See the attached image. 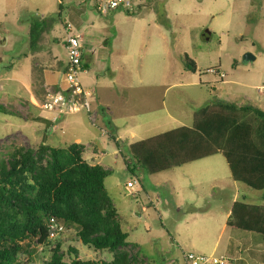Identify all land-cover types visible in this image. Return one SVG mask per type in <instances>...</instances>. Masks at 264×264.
<instances>
[{
  "label": "rangeland",
  "instance_id": "1",
  "mask_svg": "<svg viewBox=\"0 0 264 264\" xmlns=\"http://www.w3.org/2000/svg\"><path fill=\"white\" fill-rule=\"evenodd\" d=\"M32 23L36 25L32 41L38 37L37 44H31L29 33L23 31L24 28L29 29ZM65 24L72 28V25H84L85 39L93 44L103 40L113 63L128 64L123 66L122 73L125 74V85L129 88H120L124 96L121 98L115 96L114 91L117 90L112 89L113 96H107L108 102H115L123 110L134 113L133 109L149 93L153 97H163L171 114L183 113L178 121L159 120L152 124L151 119H145L151 122H143L141 126L134 128L133 135L128 132L122 135L120 151L116 154L112 151L115 145L111 138L100 133L102 129H99L96 121L91 124L87 119L93 127L90 130L95 138L91 142L82 139L81 144H89V147L83 148L81 157L89 160L88 156L93 148L99 157L105 155L101 162L109 168L110 173L104 178V188L117 212L121 228L127 233L125 241L126 246L130 247L128 252L135 255L138 264H183V255L188 252H183L187 250V233L192 228L202 248L209 242L216 241L214 254H224L221 253V248L230 230H220V224L225 210L224 202L228 201L226 197L231 189V186L225 184L230 185L231 178H221L222 173L228 175L223 157L215 153L186 162L185 166L182 164L181 167L147 174L130 158L127 145L128 142L180 126L181 119L189 124L191 114L214 99L258 107L264 105V0H138L133 10L117 8L106 14L98 13L88 0H0V37L6 38L3 43L5 46L0 47L3 51L0 55V73L5 70L6 62H12L20 53L23 54V57L20 55L23 69H29L30 62L33 61L42 65L48 55L49 36L58 37L62 30L64 33ZM39 29L41 30L38 32ZM50 44L56 49V54H60V58L64 56L56 41ZM161 45H164L165 50H159ZM182 52L195 61L197 68L194 71L182 68ZM245 53L252 58L245 59ZM89 57L90 54L83 53L78 79L80 73L82 74L83 60ZM159 60L162 64L164 60L168 69L165 73L171 70L168 82L172 85L164 94L163 87L152 82L144 83L147 76L156 82V73H160ZM111 61L108 63H112ZM132 64L142 74L143 83L138 86L130 78ZM87 65L89 68L83 76L94 73L92 80L94 77L99 79L94 84L96 90L97 87L113 85L108 80L110 67L106 69L103 60ZM209 67L217 68L224 77L218 79L214 74L206 72ZM193 79L194 85L178 84ZM81 80L84 81V78ZM94 103L95 101H90L91 110ZM157 104L160 106L161 103ZM1 108L0 117H8L10 126L19 128L21 120L7 110L8 114H4ZM123 122V119L119 120V128L120 125L121 128H130L132 123ZM63 124L67 126V123ZM5 126L0 122V159L5 160L17 145L36 146L34 141L23 139L13 128L2 132ZM77 129L79 130L78 127L74 128L75 131ZM10 132L12 135H8ZM70 142L68 133L59 131L44 139V143L56 147H63ZM126 163L132 171L126 169ZM188 165L196 168L183 172ZM186 173L190 174L189 179ZM208 176L217 177V181L222 182V190L214 188L212 194ZM127 180L133 181L131 187L125 185ZM238 187L249 193L250 198L245 200L250 203L261 202L258 191L241 184ZM192 203L195 209H192ZM204 216H209V219L200 221V217ZM64 227V232L50 239L49 245L36 244L34 238H25L18 242L19 251L16 257L19 263L42 264L48 259L49 249L56 242L65 260L68 259V246L75 248L78 257L83 260L110 259V253L106 250H95L83 245L76 235L74 225L64 224ZM202 232L203 235L199 234ZM254 234L262 243L259 235ZM174 237L181 244L179 248L174 244Z\"/></svg>",
  "mask_w": 264,
  "mask_h": 264
},
{
  "label": "trees",
  "instance_id": "2",
  "mask_svg": "<svg viewBox=\"0 0 264 264\" xmlns=\"http://www.w3.org/2000/svg\"><path fill=\"white\" fill-rule=\"evenodd\" d=\"M35 28L32 23L28 29L30 42ZM180 59L184 69L195 70L185 53ZM66 64L65 56L63 71ZM81 148L78 143L17 145L0 159V264H20L18 242L25 238L49 245L52 220L74 225L83 245L106 250L110 259L83 260L68 246L65 260L56 242L42 264H138L125 248L127 233L104 188L110 170L83 159ZM127 149L147 174L219 153L232 180L264 191V110L250 104L214 99L193 112L189 126L135 140ZM226 225L254 232L264 244V204L234 201Z\"/></svg>",
  "mask_w": 264,
  "mask_h": 264
},
{
  "label": "crops",
  "instance_id": "3",
  "mask_svg": "<svg viewBox=\"0 0 264 264\" xmlns=\"http://www.w3.org/2000/svg\"><path fill=\"white\" fill-rule=\"evenodd\" d=\"M69 26V29H71V32H78L80 35V45H81V52H80V60L82 61L83 53L86 52L87 54H90V57L85 60H83V70L82 74L80 73V79L83 77L84 81H80V84L82 87H85L87 89H90L91 97H92V103L95 101L94 106L92 104V109L95 111L96 115V125H98L102 129L103 133H105L108 137L111 138L113 143L116 142L118 144L115 145V148L112 149L113 154L117 151H120L119 149V142L122 140V135L126 132L133 135L135 133L136 127H139L143 124V122H151L152 124H155L156 121L163 120V122L173 119L178 121V118L180 116H183V113H176V115L171 114V112L167 109L164 103V98L155 96L151 94L145 95L141 101H139V104L137 105V108L133 109V112L127 111L126 109L123 110V108H120L116 105L115 102H108L109 99L107 96L111 95L113 96V90L115 96L118 98L124 97L123 91L120 90V88L128 89V85H125L126 82L124 80V63H113L111 61L110 57V51H108V48L106 45H104L103 40L98 41L97 44H93L92 42L88 41L83 36V31L85 30L84 25H72ZM41 29L38 30V32ZM23 31L28 32V28H24ZM63 30L60 32L58 37L55 36H49V40L47 41V51L48 55L45 60V62L42 65H39L37 62H30V68L23 69L22 64H20L21 56L23 57V54H19L18 58H15L12 60V62H6L5 64V70L0 73V81H3V84H0V107L1 110L4 112V114H8V112H12L15 116H17L21 120V125L19 128H13L10 126V119L8 117H0V122H2L4 125H6L2 132H7L8 130L16 131L18 135L23 137V139L32 140L35 142V145L38 143H44V139L46 136L53 134L56 131H59L60 133L67 132L70 136L71 142L70 143H78L81 145V155L83 153V148H88L89 144H85L84 146L81 144L82 139L83 141H89L91 142L92 138H95L92 134V131L90 130L93 128L90 126L87 116L84 112H76V113H69V114H56L53 111H47L40 109L39 104L40 102L45 98L46 92L49 89L52 90H58L62 87V73L65 66V51L63 49L62 40H63ZM10 38V35H9ZM38 37H35V40L32 41L33 43L37 44ZM16 40V39H14ZM6 42L5 37H0V47H4ZM62 49V54L64 53L63 57H59L60 54H56V49L54 46H51V42L55 43ZM59 41V42H58ZM31 42V44H32ZM29 45V43H28ZM55 45V44H54ZM35 49V47H34ZM49 49V50H48ZM159 50H165L164 45H161L159 47ZM2 50H0V55H2ZM184 53V52H182ZM21 55V56H20ZM121 57V55H120ZM48 58L50 61H48ZM103 60L105 62V67L108 69L110 67V79L109 82L110 86H101L97 87L94 86V84L99 82V79L97 77H93L94 73H86V75L83 76V73L89 68L87 65L94 64L96 61ZM125 60V59H124ZM112 63H108V62ZM159 60V70L160 73H156L155 81L153 82L150 80L147 76L144 83L152 82L154 85H157L159 87H163V94L164 92L172 85L168 82L169 79V73H171V70L169 73L168 69L164 63ZM195 65V69L197 68L195 61H193ZM1 64V63H0ZM107 64V65H106ZM170 67V64H168ZM137 66L132 64L131 66V73L130 78H133V82L135 86H138L139 83H143L142 80V74L138 73V70H136ZM12 68V69H11ZM183 68V66H182ZM134 72V73H133ZM151 76V75H150ZM129 78V79H130ZM150 83V84H152ZM179 85H187V84H195V80H191L189 82H178ZM252 85V84H251ZM257 86V85H256ZM260 86V85H259ZM113 89V90H112ZM131 89V88H130ZM100 90V91H99ZM94 91V92H93ZM130 91V90H129ZM122 96H121V93ZM132 92V91H131ZM93 93V95H92ZM95 93V94H94ZM103 95V96H102ZM104 97V99L102 98ZM154 99L155 101H151ZM101 101H104L102 103ZM125 101V98H124ZM160 102L159 104H157ZM236 104H242L236 102ZM254 106V105H253ZM258 107V105H255ZM262 110H264V105L261 107H258ZM7 110V111H6ZM137 112H142L141 114H135ZM144 113V114H143ZM192 115L190 116V122L189 124H185L182 122V119L179 122L180 126H189L192 121ZM117 117V119H116ZM121 117V118H120ZM151 119V121H146L145 119ZM123 119V123H132L130 125V128H124L120 125L119 126V120ZM162 122V123H163ZM63 123H67V126ZM75 127H78L76 131L74 130ZM107 127V128H104ZM66 128V129H64ZM100 131V130H99ZM166 131V130H165ZM102 134V132H100ZM99 134V133H98ZM8 135H12L10 132ZM100 135V134H99ZM88 142V143H90ZM131 143V142H130ZM129 144V142H128ZM29 147V146H27ZM91 154L88 156L89 163L92 164H99L103 166L104 168H107L105 165L102 164V158L105 155H102L99 157V155L95 152V149H91ZM115 156V155H114ZM113 156V157H114ZM188 164V163H187ZM185 166V164L183 165ZM187 166V165H186ZM181 167V166H178ZM183 168V167H182ZM196 166L188 165L186 169H183V172L188 170L195 169ZM109 169V168H107ZM187 174V178H190V174ZM216 176V175H215ZM208 176L207 180L209 181V188L211 190V193L213 194V189L217 188L218 190H222L220 181H217V177ZM229 176L223 175L221 178H225ZM229 178H231L229 176ZM220 184V185H219ZM238 182H235L231 179L230 185L227 183L225 185L231 186L230 194L226 197L228 201L225 200L224 202V212L222 214V224H220V230L227 229L228 236L225 243L222 245L221 253H224L227 257L230 258L229 264H264V245H261L260 241L257 239V235L254 234V232H250L247 230L237 229L234 227H229L226 225V218L229 214L231 205L234 201H243L245 203L249 204H264V191L263 190H256L258 191L259 199L261 202L259 203H250L248 199L250 198L249 193L245 191V189H240L238 187ZM244 185V184H241ZM245 186V185H244ZM247 187V186H245ZM220 188V189H219ZM249 188V187H247ZM194 203V202H193ZM192 203V209H195V206ZM205 219H209V216L200 217V221H205ZM185 220V217H184ZM208 221V220H207ZM212 223V222H211ZM186 225V224H185ZM186 227H188L186 225ZM236 230V231H233ZM191 232L187 233V242H186V248L185 251H191L195 253H201V252H207L209 254L213 253L215 251V244L214 242H209V244L202 248L200 245V240L195 237L194 229H189ZM197 232V231H196ZM205 232V231H204ZM204 232L199 233L201 235L204 234ZM214 232V231H213ZM212 232V233H213ZM174 244L179 248L178 241L174 238ZM183 244V243H182ZM126 248H129V246H125ZM182 252V253H183ZM182 253H180V257H182ZM171 260V259H170ZM183 262V261H182ZM184 264V263H183Z\"/></svg>",
  "mask_w": 264,
  "mask_h": 264
},
{
  "label": "built area",
  "instance_id": "4",
  "mask_svg": "<svg viewBox=\"0 0 264 264\" xmlns=\"http://www.w3.org/2000/svg\"><path fill=\"white\" fill-rule=\"evenodd\" d=\"M138 0H88L93 8L100 14H106L117 8L133 10ZM63 49L66 56V70L62 73L61 89H49L45 98L40 102V109L53 111L56 114L74 113L82 110L91 124L96 121L95 111L90 109L92 100L89 89L82 87L78 72L81 70L80 65V35L78 32L73 33L69 25L64 26V37L62 40ZM206 72L212 73L218 79L224 77L221 71L215 67H209ZM103 133V131H101ZM127 187L133 185L132 180L125 182ZM64 224L58 221H50L47 224V238L53 239L58 234L64 232ZM230 258L224 254H201L195 252H185L183 255L184 264H229Z\"/></svg>",
  "mask_w": 264,
  "mask_h": 264
},
{
  "label": "water",
  "instance_id": "5",
  "mask_svg": "<svg viewBox=\"0 0 264 264\" xmlns=\"http://www.w3.org/2000/svg\"><path fill=\"white\" fill-rule=\"evenodd\" d=\"M243 57H244L245 59L252 58V57H251V55H250V54H248V53H245V54L243 55Z\"/></svg>",
  "mask_w": 264,
  "mask_h": 264
}]
</instances>
